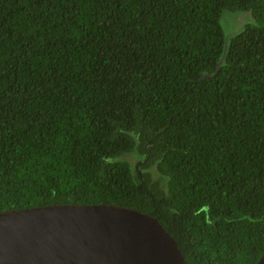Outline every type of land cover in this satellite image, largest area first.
I'll use <instances>...</instances> for the list:
<instances>
[{
    "label": "trees",
    "instance_id": "trees-1",
    "mask_svg": "<svg viewBox=\"0 0 264 264\" xmlns=\"http://www.w3.org/2000/svg\"><path fill=\"white\" fill-rule=\"evenodd\" d=\"M70 203L158 218L186 264H258L264 0H0V211Z\"/></svg>",
    "mask_w": 264,
    "mask_h": 264
},
{
    "label": "water",
    "instance_id": "water-1",
    "mask_svg": "<svg viewBox=\"0 0 264 264\" xmlns=\"http://www.w3.org/2000/svg\"><path fill=\"white\" fill-rule=\"evenodd\" d=\"M0 264L186 261L158 218L118 204L70 203L0 211Z\"/></svg>",
    "mask_w": 264,
    "mask_h": 264
},
{
    "label": "rangeland",
    "instance_id": "rangeland-1",
    "mask_svg": "<svg viewBox=\"0 0 264 264\" xmlns=\"http://www.w3.org/2000/svg\"><path fill=\"white\" fill-rule=\"evenodd\" d=\"M242 18L243 16L239 13L225 14L221 19V25L223 30L226 33H229L238 29V27H240V25L243 23ZM123 158L129 160L133 165L137 164V158L132 154H125Z\"/></svg>",
    "mask_w": 264,
    "mask_h": 264
}]
</instances>
